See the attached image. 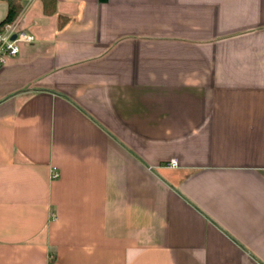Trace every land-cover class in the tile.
<instances>
[{
  "label": "crops",
  "instance_id": "0c3cea01",
  "mask_svg": "<svg viewBox=\"0 0 264 264\" xmlns=\"http://www.w3.org/2000/svg\"><path fill=\"white\" fill-rule=\"evenodd\" d=\"M19 1L0 264H264V0Z\"/></svg>",
  "mask_w": 264,
  "mask_h": 264
},
{
  "label": "built area",
  "instance_id": "2783aa9c",
  "mask_svg": "<svg viewBox=\"0 0 264 264\" xmlns=\"http://www.w3.org/2000/svg\"><path fill=\"white\" fill-rule=\"evenodd\" d=\"M27 0L26 2H30ZM14 36V38H12ZM35 41V36L23 30L17 23V20L5 23L0 27V68L6 63L7 59L16 56L20 51V46L25 43ZM171 164H176V160L171 158ZM59 176L58 168L53 165L51 168V177Z\"/></svg>",
  "mask_w": 264,
  "mask_h": 264
},
{
  "label": "trees",
  "instance_id": "16d2710c",
  "mask_svg": "<svg viewBox=\"0 0 264 264\" xmlns=\"http://www.w3.org/2000/svg\"><path fill=\"white\" fill-rule=\"evenodd\" d=\"M43 10L47 15H51L56 11V0H42ZM21 10V5L19 0H8V12L6 17L0 22V27L5 23L13 21ZM66 18L60 17L59 26H62Z\"/></svg>",
  "mask_w": 264,
  "mask_h": 264
},
{
  "label": "water",
  "instance_id": "95a60500",
  "mask_svg": "<svg viewBox=\"0 0 264 264\" xmlns=\"http://www.w3.org/2000/svg\"><path fill=\"white\" fill-rule=\"evenodd\" d=\"M12 38H14V36Z\"/></svg>",
  "mask_w": 264,
  "mask_h": 264
}]
</instances>
